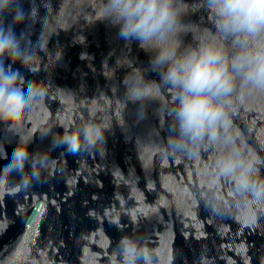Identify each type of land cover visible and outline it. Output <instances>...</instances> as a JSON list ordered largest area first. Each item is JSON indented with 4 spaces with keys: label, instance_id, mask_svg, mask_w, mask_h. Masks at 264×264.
Returning a JSON list of instances; mask_svg holds the SVG:
<instances>
[{
    "label": "water",
    "instance_id": "1",
    "mask_svg": "<svg viewBox=\"0 0 264 264\" xmlns=\"http://www.w3.org/2000/svg\"><path fill=\"white\" fill-rule=\"evenodd\" d=\"M23 2L28 15L15 28L33 59L12 67L22 84H40L41 97L13 130L0 121V156L25 147L47 160L39 182L20 188L12 173L0 189V264H129L125 242L147 264H264V203L235 194L216 169L236 150L264 180V93L238 84L224 139L195 155L174 151L169 90L138 102L127 95L134 75L159 81L154 53L120 38L103 16L107 0ZM174 7L181 51L216 37L206 0ZM85 127L103 139L77 156L54 147Z\"/></svg>",
    "mask_w": 264,
    "mask_h": 264
},
{
    "label": "clouds",
    "instance_id": "2",
    "mask_svg": "<svg viewBox=\"0 0 264 264\" xmlns=\"http://www.w3.org/2000/svg\"><path fill=\"white\" fill-rule=\"evenodd\" d=\"M13 5L11 21L3 13ZM206 8L215 17L216 37L201 40L196 47L180 50L176 40L180 28L174 0H107L103 16L119 28L125 41H136L141 49L154 53L149 61L159 81H146L140 74L128 79L127 95L133 102L142 101L161 86L172 96L171 131L175 138L170 147L177 152L195 155L194 149L205 143L224 139L230 126L229 109L238 84L264 93V0H206ZM28 12L23 0H0V121L13 130L41 97L38 82L24 80L12 67L19 62L29 65L32 55L21 47V35L15 25L25 21ZM10 63L6 64L5 61ZM47 135V133H44ZM103 139L96 127L65 133L53 140L65 154L77 156ZM0 189L12 173L21 176L18 187L39 182L37 166L47 157H30L25 147L13 148L0 156ZM218 175L234 181V192L264 203V180L256 178L257 169L239 151L225 153L217 162ZM122 251L129 264L147 257L130 243Z\"/></svg>",
    "mask_w": 264,
    "mask_h": 264
}]
</instances>
